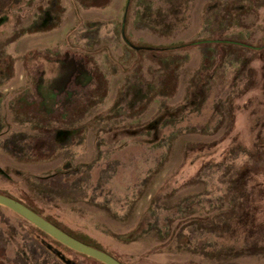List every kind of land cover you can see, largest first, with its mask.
Segmentation results:
<instances>
[{"label":"rangeland","instance_id":"rangeland-1","mask_svg":"<svg viewBox=\"0 0 264 264\" xmlns=\"http://www.w3.org/2000/svg\"><path fill=\"white\" fill-rule=\"evenodd\" d=\"M0 193L126 264H264V0H0ZM32 224L0 205V264H100Z\"/></svg>","mask_w":264,"mask_h":264},{"label":"water","instance_id":"water-1","mask_svg":"<svg viewBox=\"0 0 264 264\" xmlns=\"http://www.w3.org/2000/svg\"><path fill=\"white\" fill-rule=\"evenodd\" d=\"M0 205H3L18 213L19 215L33 223L35 226L39 227L41 230L45 231L61 243L78 252L94 257L104 262L105 264H125L108 252L87 244L70 235L62 228L48 220L42 214H40L27 204L23 203L22 201L13 198L12 196L0 193Z\"/></svg>","mask_w":264,"mask_h":264},{"label":"trees","instance_id":"trees-1","mask_svg":"<svg viewBox=\"0 0 264 264\" xmlns=\"http://www.w3.org/2000/svg\"><path fill=\"white\" fill-rule=\"evenodd\" d=\"M26 204H28V203H26ZM28 205H29L31 208H33L34 210H36L37 212L40 213V211H38L37 209H35L32 205H30V204H28ZM40 214H41V213H40ZM46 218H47L48 220H50L51 222H53L54 224H56L57 226H59L60 228H62L64 231H66V230H65L61 225H59L57 222L53 221L52 219H50V218H48V217H46ZM32 225H33V224H32ZM34 226H35V225H34ZM35 227H36L37 229H39L43 234H45V235L48 236L49 238L53 239V240H54L55 242H57L58 244H60V245L64 246L65 248L71 250L72 252H75V253H77V254H79V255H82V256H86V257L92 258L93 260H96V261L99 262L100 264H105L104 262H102V261H100V260H98V259H96V258H94V257L88 256V255H86V254H84V253L78 252V251H76V250H74V249L68 247L67 245L61 243L60 241H58L57 239H55L54 237H52L51 235H49L48 233H46L45 231L41 230L39 227H37V226H35ZM66 232L69 233L70 235L74 236L75 238H77V239H79V240H81V241L87 243V244H90V245H92V246H94V247H97L96 245H94V244H92V243H90V242H88V241H85V240L79 238L78 236H75L74 234L68 232V231H66ZM97 248H100V247H97ZM110 254H111V253H110ZM114 257H115V256H114ZM115 258H117V257H115ZM117 259H118V258H117ZM118 260H120V259H118ZM120 261H121V260H120ZM121 262H123V261H121ZM123 263H124V262H123ZM125 264H126V263H125Z\"/></svg>","mask_w":264,"mask_h":264},{"label":"flooded vegetation","instance_id":"flooded-vegetation-1","mask_svg":"<svg viewBox=\"0 0 264 264\" xmlns=\"http://www.w3.org/2000/svg\"><path fill=\"white\" fill-rule=\"evenodd\" d=\"M48 249H49V248H48ZM56 251H57V253L60 252V251H58V250H56V249H55L54 251H52V252H56ZM88 256H89V255H88ZM58 258L61 259L62 262H64V264H77V262H75V260L70 259V258H67V257L65 256V254H63V253H61V252H60Z\"/></svg>","mask_w":264,"mask_h":264}]
</instances>
